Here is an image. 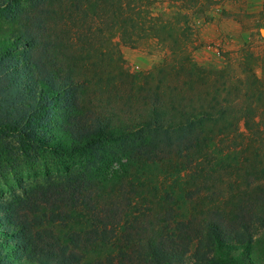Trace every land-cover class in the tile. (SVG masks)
Masks as SVG:
<instances>
[{"label":"trees","instance_id":"obj_1","mask_svg":"<svg viewBox=\"0 0 264 264\" xmlns=\"http://www.w3.org/2000/svg\"><path fill=\"white\" fill-rule=\"evenodd\" d=\"M156 1L0 0V183L27 206L0 197V264H254L264 81L233 110ZM148 39L167 54L135 74L120 48Z\"/></svg>","mask_w":264,"mask_h":264},{"label":"rangeland","instance_id":"obj_2","mask_svg":"<svg viewBox=\"0 0 264 264\" xmlns=\"http://www.w3.org/2000/svg\"><path fill=\"white\" fill-rule=\"evenodd\" d=\"M221 5H224V0H157L152 6V13L161 15L172 22L179 19L177 21H179L180 29L186 26L190 28V31L187 30L188 35L191 34L187 48L191 50L193 63L204 68L227 72L231 79L228 83L229 87L233 90L239 88L243 92V95L239 94L240 96L235 93L230 100L234 105L233 110L237 111L254 101L245 96L248 95V90L252 86V75L264 81V30H260L251 23L241 30L230 26H223V29L217 26L219 29H216L215 25L207 24L215 18V12L219 13L217 9ZM120 50L129 71L135 74L150 71L162 63L167 54L164 44L155 39L142 41L136 48L121 46ZM236 113L239 115L240 112ZM240 128L244 129L243 126ZM40 161L62 169V164L54 160L40 158ZM7 184L16 187L11 179ZM0 190L2 191L0 197L17 204L20 210H27V206L21 201L23 196L19 190H16L13 197L8 194V189L2 182ZM30 217L33 219L34 214ZM249 256L251 263L264 264V242L259 240ZM190 264L205 263L194 259L190 260Z\"/></svg>","mask_w":264,"mask_h":264},{"label":"crops","instance_id":"obj_3","mask_svg":"<svg viewBox=\"0 0 264 264\" xmlns=\"http://www.w3.org/2000/svg\"><path fill=\"white\" fill-rule=\"evenodd\" d=\"M218 10L215 18L207 23L215 25L216 29H219L217 26L222 29L223 26H230L241 30L251 23L264 30V0H224V5Z\"/></svg>","mask_w":264,"mask_h":264},{"label":"bare ground","instance_id":"obj_4","mask_svg":"<svg viewBox=\"0 0 264 264\" xmlns=\"http://www.w3.org/2000/svg\"><path fill=\"white\" fill-rule=\"evenodd\" d=\"M264 34V33H263Z\"/></svg>","mask_w":264,"mask_h":264}]
</instances>
